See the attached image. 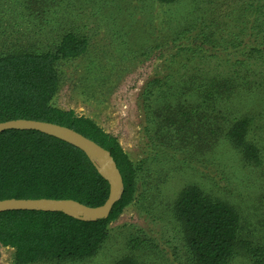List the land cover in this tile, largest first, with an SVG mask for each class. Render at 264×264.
Returning <instances> with one entry per match:
<instances>
[{"label":"trees","instance_id":"16d2710c","mask_svg":"<svg viewBox=\"0 0 264 264\" xmlns=\"http://www.w3.org/2000/svg\"><path fill=\"white\" fill-rule=\"evenodd\" d=\"M181 1L155 0L162 5ZM55 2L0 0V123L46 121L77 131L110 154L123 188L108 219L59 211L0 213V257L3 249L14 250L13 264H86L100 254L110 225L135 202L141 187H146L142 199L150 197L147 158L136 167L117 137L89 118L51 105L60 85L57 62L83 57L90 47L68 23L59 26L58 42L45 52L24 44L19 34L26 13H49ZM190 2L184 28L173 25L165 42L179 47L168 74L150 80L142 93L146 114L163 130L152 146L172 157L184 150V187L162 214L146 206L150 218L164 222L173 235L164 243L138 228L125 247L108 256L110 264H264V0H232L225 17L220 8L228 0ZM152 96L158 104L147 106ZM225 153L236 157L235 164L261 172L256 237L244 236L245 216L224 198L234 195L227 182H243L228 174ZM212 167L216 172L210 174ZM222 186L225 192L213 191ZM110 191L109 178L81 149L38 131L0 134V201L69 200L99 207Z\"/></svg>","mask_w":264,"mask_h":264},{"label":"rangeland","instance_id":"374dc122","mask_svg":"<svg viewBox=\"0 0 264 264\" xmlns=\"http://www.w3.org/2000/svg\"><path fill=\"white\" fill-rule=\"evenodd\" d=\"M69 1L56 0L53 6L57 8L46 14L36 16L26 13L27 18L21 25L19 35L24 34V44L31 51L39 49L44 52L58 42L61 24H72L75 32L86 36L90 46L86 55L57 62L60 85L51 105L89 118L105 132L117 137L136 167H139L142 159L147 158V179L150 181L147 188H151L149 201L142 199L146 187H141L135 202L110 225V236L100 254L86 263L110 264L108 256L120 246L125 247L138 228L162 238L164 243L173 235L171 230L164 227V222L150 218L147 213L150 208L146 206L152 204L160 215L166 205L170 207L175 193L184 187V150L182 154L172 157L167 151L161 154V149H157L155 143L152 146L153 140L163 136V130L160 123L153 121V116L146 114L142 93L150 80L168 74L167 68L179 47L165 45V42L173 34V25L178 29L184 28L191 0L173 5H162L155 0ZM230 1L221 6L222 17H225L227 7H231ZM220 15L219 18H222ZM224 33L228 34V30L225 29ZM149 100L147 106L158 104L153 96ZM216 157H220V154L216 153ZM225 157L228 174L235 173L243 182L239 185L227 182L226 187L232 188L234 195L224 198L237 206L245 216L244 228L247 232L244 231V236L247 239L253 235L256 237L260 230L256 201L262 189L261 172L245 169L240 163L235 164L237 159L233 154L225 153ZM215 172L216 168L212 167L210 174ZM164 179L166 183H162ZM213 191L225 192L224 186ZM162 198L165 200L161 201ZM167 226L171 229L170 224ZM176 240L172 245L176 244ZM13 260L14 250L3 249L0 264H13Z\"/></svg>","mask_w":264,"mask_h":264},{"label":"water","instance_id":"95a60500","mask_svg":"<svg viewBox=\"0 0 264 264\" xmlns=\"http://www.w3.org/2000/svg\"><path fill=\"white\" fill-rule=\"evenodd\" d=\"M9 130L38 131L81 149L92 158L99 171L109 178L111 191L108 200L99 207H89L69 200L8 199L0 201V213L6 211H59L86 220L109 218L114 204L122 193L123 182L110 154L102 146L73 129L46 121L19 119L0 123V134Z\"/></svg>","mask_w":264,"mask_h":264}]
</instances>
